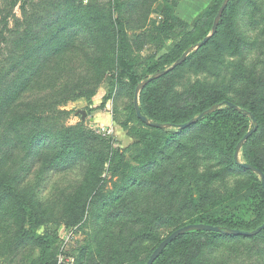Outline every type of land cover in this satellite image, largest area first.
<instances>
[{"label": "rangeland", "instance_id": "rangeland-1", "mask_svg": "<svg viewBox=\"0 0 264 264\" xmlns=\"http://www.w3.org/2000/svg\"><path fill=\"white\" fill-rule=\"evenodd\" d=\"M215 95L253 110L239 160L264 170V0H0V264H145L184 226L259 222L261 178L233 165L252 118L151 125ZM161 264H264V232Z\"/></svg>", "mask_w": 264, "mask_h": 264}, {"label": "trees", "instance_id": "trees-1", "mask_svg": "<svg viewBox=\"0 0 264 264\" xmlns=\"http://www.w3.org/2000/svg\"><path fill=\"white\" fill-rule=\"evenodd\" d=\"M231 8V4L228 5V7L226 8L225 12H224V19L223 21L219 24L218 26V30L216 32V34L212 37H216L217 34L220 32L221 28L223 27L224 23H225V17L228 15V12H229V9ZM211 38V39H212ZM210 41V40H209ZM208 41V42H209ZM207 42V44H208ZM204 47V46H203ZM185 62V61H184ZM184 62L180 65L182 66L184 64ZM179 66V67H180ZM177 67V68H179ZM176 69V68H175ZM174 70L170 71L168 74H166L164 77L168 76L171 72H173ZM161 72H164V71H161ZM160 72V73H161ZM35 76V73L32 75L30 81L32 80V78ZM37 76V75H36ZM162 77V78H164ZM160 78V79H162ZM29 81V82H30ZM155 82L152 81L151 83H149L146 88H145V91ZM138 83V82H137ZM29 84V83H28ZM28 84L21 90V92L19 93L20 94H23V92L27 89L28 87ZM231 103L230 101L228 100H225V98L219 96V95H215L213 97H211L207 102H205L200 108H197L193 111H190V112H176V113H171V114H164V113H159V114H153V113H150V116L153 118V120L155 121H158L159 123H156V124H161V125H169L170 127H177L179 128V131L180 132H183L187 129H189L190 127L194 126V125H197L199 124L201 121L203 120H209V119H223V118H232V119H238V118H241L243 121H247L248 118H252V116H254L253 114V110L251 108H247V107H244L243 109H241L240 111L238 110H235L231 107L228 106V104ZM219 104H223L222 106H225L226 109L225 110H216L212 113H209L208 111L214 107L215 105H219ZM234 104V103H233ZM237 105V104H235ZM238 106V105H237ZM204 112H206V115L203 116L202 118H199ZM197 115H199L197 118H195ZM145 117V116H144ZM254 118L256 119V117L254 116ZM194 119H198V121L193 124L192 126H190L189 128L187 129H182V126L188 122H190L191 120H194ZM253 120V118H252ZM257 120V119H256ZM258 122V120H257ZM253 123H254V120H253ZM255 126V125H254ZM258 127H259V123H258ZM159 129V128H158ZM258 130V128H257ZM256 130V132H257ZM255 132V133H256ZM254 133V134H255ZM247 134V133H246ZM254 134L252 136H254ZM251 136V137H252ZM250 137V138H251ZM235 156V154H234ZM234 156H233V165L236 166V167H239V168H242L240 166H238L235 162V159H234ZM252 166H254L255 168L261 170L263 173H264V170L256 165V164H250ZM248 172H251V173H254L250 170H247L245 168H242ZM260 196H261V207H260V217L263 218V214H264V188L262 186V182H261V185H260ZM260 218V220H261ZM207 220V223H196V224H207V225H212V226H216V227H221V228H224L226 230H239V231H245V232H252V231H255L256 229H258L260 226H262L264 224V222L260 221L255 223V224H252V225H247V226H242L240 224H237L235 222H233L232 220L230 219H206ZM191 225V224H190ZM188 226V225H187ZM264 232V231H262ZM261 232V233H262ZM260 233V234H261ZM260 234L254 236V237H258ZM226 237L227 235H224L222 233H218V232H204V231H193V232H189L187 233L186 235L184 236H181L179 238H177L173 243H171L165 250L164 252L161 254V256L155 261L154 264H161V261L162 259L164 258L166 252L173 248V246L177 245L179 242H181L184 238L186 237ZM233 237H246V236H233ZM161 244V243H160ZM159 244V245H160ZM158 248V247H157ZM156 250V249H155ZM150 258V257H149ZM149 260V259H148ZM147 260V262H148ZM146 262V263H147ZM145 263V264H146Z\"/></svg>", "mask_w": 264, "mask_h": 264}, {"label": "water", "instance_id": "water-1", "mask_svg": "<svg viewBox=\"0 0 264 264\" xmlns=\"http://www.w3.org/2000/svg\"><path fill=\"white\" fill-rule=\"evenodd\" d=\"M226 8V4H224L223 8L221 9V13L225 10ZM217 31V25H215L214 30H213V34L210 38H206L200 45L199 47H203L215 34ZM188 53H186L180 60H178L175 64V66L167 71L161 72L159 73L157 76L153 77L152 79L148 80L145 83H142L139 88L138 91L142 90L145 86H147L149 83H151L152 81L162 78L164 77L166 74H168L170 71L174 70L175 68H177L178 66H180L186 59ZM136 105V110H137V115L138 117L147 124H151L149 122V120L142 116L140 109L138 107V99H136L135 102ZM223 104H219V105H215L214 107H212L208 112L212 113L214 111H216L220 106H222ZM229 107L240 111V108L233 104V103H229L228 104ZM206 115V112H204L199 118H202L203 116ZM253 120H254V128L248 132L244 138L240 141V144L237 146L236 152H235V162L238 166L245 168L247 170H250L256 174H258L261 178V182H262V186L264 188V173L255 168L254 166L250 165V164H246V163H241L239 160V150L241 149L242 145L256 132L257 128H258V122L257 120L254 118V116H252ZM198 121V119H194L191 120L190 122L184 124L182 126V129H187L190 126H192L193 124H195ZM153 126H156L159 129H163V128H169V125H161V124H151ZM193 231H204V232H218V233H222L224 235H229V236H246V237H254L258 234H260L262 231H264V224L262 226H260L258 229H256L255 231L252 232H245V231H239V230H226L224 228L221 227H216V226H212V225H207V224H191L188 226H184L178 230H176L175 232H173L169 237H167L164 241L161 242V244L158 246V248H156V250H154V252L152 253V255L150 256L148 262L146 264H154L155 261L161 256V254L164 252V250L171 244L173 243L177 238L186 235L189 232H193Z\"/></svg>", "mask_w": 264, "mask_h": 264}]
</instances>
